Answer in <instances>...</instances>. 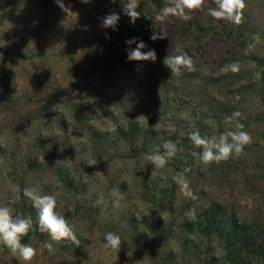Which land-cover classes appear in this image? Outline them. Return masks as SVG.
Instances as JSON below:
<instances>
[{
    "label": "rangeland",
    "instance_id": "1",
    "mask_svg": "<svg viewBox=\"0 0 264 264\" xmlns=\"http://www.w3.org/2000/svg\"><path fill=\"white\" fill-rule=\"evenodd\" d=\"M125 2L63 0L68 13L56 0H0V207L40 227L23 195L35 187L56 197L79 240L33 238L30 264H264V0H245L239 25L209 14L216 0L187 21L180 0H138L133 24ZM165 8L175 15L158 20ZM111 13L115 28L102 27ZM140 41L155 62L128 60ZM182 53L195 70L173 74L164 60ZM232 63L238 72H220ZM236 111L253 143L204 165L189 133L219 143ZM169 140L177 154L157 168L147 155ZM186 168L196 199L173 179ZM234 225L242 239L228 249L220 230ZM108 232L120 251L105 246ZM0 246V264H26Z\"/></svg>",
    "mask_w": 264,
    "mask_h": 264
},
{
    "label": "clouds",
    "instance_id": "2",
    "mask_svg": "<svg viewBox=\"0 0 264 264\" xmlns=\"http://www.w3.org/2000/svg\"><path fill=\"white\" fill-rule=\"evenodd\" d=\"M88 2V0H84ZM114 2V0H113ZM123 2V0H122ZM204 0H180V12L179 17L185 21L190 20L191 16L188 12L199 9L203 6ZM58 6L62 11L70 13V9L65 7L63 0H56ZM217 7L209 9V14L216 20H226L234 24H241L243 22V10L246 7L245 0H216ZM139 6L138 0H127L124 3L123 11L125 15L130 17L131 22L134 24L136 19L139 18L140 12L137 11ZM184 10H187L184 11ZM175 15V11L172 8H165L162 13L157 16L158 20L163 21L169 15ZM120 16L117 13L108 14L103 18L102 27L115 28ZM152 40L164 39L162 34L154 33L151 36ZM254 40L259 42V36L254 37ZM126 44L136 43V39L125 41ZM253 45H249L251 48ZM146 47L143 41L137 43L135 49H129L128 60L129 61H152L156 60L155 50L148 52L142 51ZM247 53V50H246ZM164 64L169 67L173 74L180 75L182 70L194 71V61L187 54L182 53L175 56L166 57ZM240 70L238 63H232L226 65L220 69L221 73H236ZM242 114L239 111L232 113L229 120L235 119L234 130H231L220 137L219 143H212L211 141L202 138L199 130L189 133V139L197 148L203 147L202 153L199 155L200 161L204 165H210L212 163L219 164L222 161H227L229 158L239 157L242 155L245 146L253 143L252 136L244 130V124L241 123ZM229 138L230 141L229 142ZM163 148L166 150L163 155L159 153H151L147 155V159L153 163L157 168H163L169 162V159L173 158L178 151L177 145L172 141H165ZM98 161L94 157H89L86 160V164L89 167L97 165ZM190 169H184L183 172H178L173 178L177 185L180 187L182 193L186 197L196 199L193 191L190 187V182L184 173L189 172ZM23 195L28 197L33 204V207L38 212L40 229L43 232H47L52 241L70 240L75 244H79V240L68 221L64 216L57 214L56 206L57 201L54 195H42L37 194L35 187L25 188ZM102 203V197L98 198L96 205L100 206ZM117 206L119 202L117 201ZM32 220L31 217L14 219L13 215L8 207H0V242L7 246L13 254L18 255L26 264L30 262L37 255V250L28 244L21 242V237L27 235L31 230ZM105 246L113 251H120L122 240L121 237L115 233L108 232L105 234ZM50 252L53 251L52 243L45 242L44 245Z\"/></svg>",
    "mask_w": 264,
    "mask_h": 264
},
{
    "label": "trees",
    "instance_id": "3",
    "mask_svg": "<svg viewBox=\"0 0 264 264\" xmlns=\"http://www.w3.org/2000/svg\"><path fill=\"white\" fill-rule=\"evenodd\" d=\"M5 10V7H3L0 11V24L3 22V18H4V15H3V11ZM129 38L130 40L135 38L134 37V34H133V29L131 26H129ZM127 47H125L126 49ZM131 49V47H130ZM127 50H129L127 48ZM126 50V51H127ZM261 64L263 65V71H264V60L261 61ZM264 99V98H263ZM235 227L234 229H231ZM233 227H228V230L227 231H224V230H220V233L222 234V236H224V238L226 239L227 241V248L229 249V247L231 246V244H234L235 243V239L238 241V240H241L242 238L238 236L235 237V234H237V230H239L240 228H236L238 227L237 225H234ZM50 237L49 234L47 232H43L41 231L40 227H37V228H32L28 233L27 235H24L21 237V242L26 244L29 240L35 238V239H40V240H44L46 238ZM4 247H1L0 246V252H2Z\"/></svg>",
    "mask_w": 264,
    "mask_h": 264
}]
</instances>
